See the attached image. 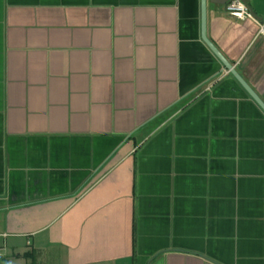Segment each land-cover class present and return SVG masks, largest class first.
Returning <instances> with one entry per match:
<instances>
[{"label":"crops","instance_id":"0c3cea01","mask_svg":"<svg viewBox=\"0 0 264 264\" xmlns=\"http://www.w3.org/2000/svg\"><path fill=\"white\" fill-rule=\"evenodd\" d=\"M218 1L0 0V264H264V110L224 68L264 104V0Z\"/></svg>","mask_w":264,"mask_h":264},{"label":"water","instance_id":"95a60500","mask_svg":"<svg viewBox=\"0 0 264 264\" xmlns=\"http://www.w3.org/2000/svg\"><path fill=\"white\" fill-rule=\"evenodd\" d=\"M230 0H219L216 2L218 5L225 6ZM247 8L250 16L257 21H261V19L253 12L249 5V0H240ZM203 30V28H202ZM202 38L206 44H208L207 40L204 36V31L202 34ZM224 68L229 72L230 75L234 76L235 79L240 83V85L244 88V90L249 94V96L254 100V102L262 109L264 110V104L259 100V98L248 88V86L243 82V80L236 74L234 68L229 65L228 63H224Z\"/></svg>","mask_w":264,"mask_h":264},{"label":"built area","instance_id":"2783aa9c","mask_svg":"<svg viewBox=\"0 0 264 264\" xmlns=\"http://www.w3.org/2000/svg\"><path fill=\"white\" fill-rule=\"evenodd\" d=\"M225 14L235 20L238 21H245V20H252L253 18L250 16L246 6L240 0H230L224 6ZM226 74L229 72L226 70ZM4 249H0V262L3 261L4 258Z\"/></svg>","mask_w":264,"mask_h":264}]
</instances>
